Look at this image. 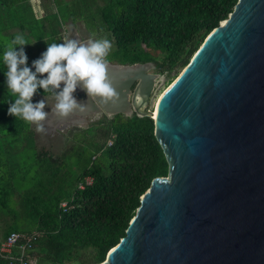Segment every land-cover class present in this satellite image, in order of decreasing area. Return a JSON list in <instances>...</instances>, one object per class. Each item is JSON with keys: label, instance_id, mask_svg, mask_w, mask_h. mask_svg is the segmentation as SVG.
<instances>
[{"label": "trees", "instance_id": "trees-1", "mask_svg": "<svg viewBox=\"0 0 264 264\" xmlns=\"http://www.w3.org/2000/svg\"><path fill=\"white\" fill-rule=\"evenodd\" d=\"M238 2L40 0L38 9L34 0H0V86L7 71L5 27L27 33L30 47L36 40L37 58L47 44L63 42L68 24L91 37L108 32L117 46L115 61L154 63L157 73L169 77L187 67ZM1 91L0 246L12 233L21 239L10 253H0V264L103 263L126 236L153 180L169 174L154 120L136 114L104 116L74 131L84 139L53 153L39 149L32 124L8 115L15 97ZM24 134L30 136L27 148L14 146L23 144Z\"/></svg>", "mask_w": 264, "mask_h": 264}, {"label": "water", "instance_id": "water-1", "mask_svg": "<svg viewBox=\"0 0 264 264\" xmlns=\"http://www.w3.org/2000/svg\"><path fill=\"white\" fill-rule=\"evenodd\" d=\"M108 66L118 102L78 88L64 119L150 117L169 174L101 264H264V0H239L153 109V63Z\"/></svg>", "mask_w": 264, "mask_h": 264}, {"label": "clouds", "instance_id": "clouds-1", "mask_svg": "<svg viewBox=\"0 0 264 264\" xmlns=\"http://www.w3.org/2000/svg\"><path fill=\"white\" fill-rule=\"evenodd\" d=\"M63 40L62 43L47 44L46 51L32 62L31 68L24 51V46L29 44L21 34L11 40L3 54L7 89L15 97L14 102L9 103L8 115L35 124L37 132H45L43 122L49 115L45 111V98L32 102L38 89L54 94V111L60 118L86 111V106L78 103L74 95L78 88L99 103L115 104L119 99L108 75L106 58L112 48L111 41L107 38Z\"/></svg>", "mask_w": 264, "mask_h": 264}, {"label": "rangeland", "instance_id": "rangeland-1", "mask_svg": "<svg viewBox=\"0 0 264 264\" xmlns=\"http://www.w3.org/2000/svg\"><path fill=\"white\" fill-rule=\"evenodd\" d=\"M38 15L39 16L41 15V12L40 11H39V14ZM3 28L4 27H2V29ZM41 28L44 30V32H47L48 31L47 30L48 27H41ZM67 29H68V31L66 33V36H67L66 39H69V38L70 39L71 38L76 39L77 31H76L75 27L72 24H68ZM3 30L5 32V34H4V43L6 44V46L14 38V36H12L13 33H16L17 35L18 34L23 35V37L25 38V40L27 41V43H29L28 38H27V33L23 32V31H20L19 29L12 30L11 27H8V28L5 27ZM82 34L86 38H92V39H103V38H107L108 40H110L111 43H112V48H111V50L109 52V55H108V57L106 59L109 62L118 63L117 61H115L118 58L117 57V46L115 44L114 39L110 35V33L104 32V35L103 36L96 35L95 37H91V35H89V33H86L83 30L82 33H81V36H83ZM85 41H87V40H85ZM35 42H36V45H37V41L36 40H35ZM36 45L34 44L33 47H30V45H25L24 46V51H25V53H26V55L28 57V66L30 68H31V66L29 64V61L32 60V59L36 60V59L39 58V57L37 58L38 53L36 51L37 50L36 49ZM29 49H32V50L34 49V51H33L32 54L31 53L28 54ZM17 50H19V49H17ZM32 70L35 71V69H32ZM181 71H182V69L180 71H177L176 70V71L172 72L169 77L166 74L157 73V71L154 70V69L150 71L151 73H154V74H157L158 75V80H157V85H156L155 92L152 95V98L150 100V103L147 105V108L148 109H153L155 107L156 102L158 100V97L160 96V93L163 92V90L168 86V83L170 82V79L172 77L176 78L181 73ZM61 87H62V85H61ZM2 89L4 91L3 93H6V92L9 93V91L7 89L6 78L1 83L0 93L2 92L1 91ZM41 90H43V89H38L37 94L34 95V97H33V100H34V103H36V102L40 101L41 99H44L45 98L46 99V108H45V111H47V110H49L50 105L55 100H53V98L50 97V96H43L44 95V92L42 93ZM90 124L91 123H88V122H86V123L85 122H82V123H74V124H71V126H70L69 129H66L64 132H60V133H57L55 135H50V134H48L46 132H37L36 131L35 124H32V126H33L32 129L34 130V136H35V139H36V144H37V146L39 147L40 150H51V151H53V153H59L60 150H61V149H58L59 146L62 145V147H71L72 146V143H76V142L80 141L82 138L84 139V135L82 133H76V134H74L75 133L74 131H76V129H81L83 127L85 128V127L89 126ZM44 127L45 128L47 127L46 124H44ZM14 138L15 137H13V136H9V139L10 140H12ZM20 138L23 141V144L22 143H14V146H18V148H19L22 145V148H20V149H26L28 143H30V136L24 134ZM52 146H53V148H52ZM2 147H5V146H2ZM15 182L20 183V181H19L18 178H16V181Z\"/></svg>", "mask_w": 264, "mask_h": 264}, {"label": "flooded vegetation", "instance_id": "flooded-vegetation-1", "mask_svg": "<svg viewBox=\"0 0 264 264\" xmlns=\"http://www.w3.org/2000/svg\"><path fill=\"white\" fill-rule=\"evenodd\" d=\"M76 29V28H75ZM77 31V30H76ZM83 35V34H82ZM74 37V36H73ZM69 38V37H68ZM70 39V38H69ZM71 39H74V38H71ZM76 39L80 40V41H85V40H88L89 38H86L84 35L81 36V33L77 31V34H76ZM64 41V40H63ZM114 63V62H113ZM154 64V63H153ZM155 66V64H154ZM156 68V67H155ZM155 70V69H154ZM156 85H157V82H156ZM63 87V85H62ZM83 95L84 94H76L77 98H83ZM53 98V100H55L54 98V95L51 96ZM152 98V97H151ZM56 101H54L51 105H50V108L49 110H47V112L49 114H51L54 110V105H55ZM55 118V119H54ZM101 118H103V116L99 117L98 119H91V118H88V123H92L94 121H98L100 120ZM63 120V122H62ZM48 121V125H49V128H51V130L47 131L46 133L50 134V135H55L57 133H60V132H64L66 129H69L71 124L72 123H69L67 121L69 120H65L64 118H61V121H60V117H55V116H50L47 117V120ZM63 123V124H62ZM77 123V122H76ZM64 125H65V128H64Z\"/></svg>", "mask_w": 264, "mask_h": 264}, {"label": "built area", "instance_id": "built-area-1", "mask_svg": "<svg viewBox=\"0 0 264 264\" xmlns=\"http://www.w3.org/2000/svg\"><path fill=\"white\" fill-rule=\"evenodd\" d=\"M34 5L41 6L40 0H34ZM87 183H91V179L87 180ZM83 188V186H81ZM21 239V235L17 233H12L6 242H3L0 246V253H10L13 246H15Z\"/></svg>", "mask_w": 264, "mask_h": 264}, {"label": "crops", "instance_id": "crops-1", "mask_svg": "<svg viewBox=\"0 0 264 264\" xmlns=\"http://www.w3.org/2000/svg\"><path fill=\"white\" fill-rule=\"evenodd\" d=\"M66 38H67V36L64 37V39H66ZM46 120H47V119H46ZM44 124H46V126H47V127L45 128V132L51 130V128H49L48 121H44Z\"/></svg>", "mask_w": 264, "mask_h": 264}, {"label": "bare ground", "instance_id": "bare-ground-1", "mask_svg": "<svg viewBox=\"0 0 264 264\" xmlns=\"http://www.w3.org/2000/svg\"><path fill=\"white\" fill-rule=\"evenodd\" d=\"M159 99V98H158ZM158 101V100H157ZM157 103V102H156Z\"/></svg>", "mask_w": 264, "mask_h": 264}]
</instances>
